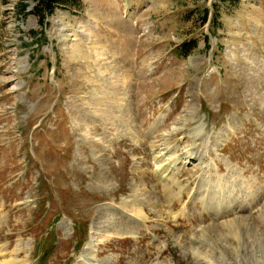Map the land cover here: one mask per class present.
I'll list each match as a JSON object with an SVG mask.
<instances>
[{
  "label": "rangeland",
  "instance_id": "1",
  "mask_svg": "<svg viewBox=\"0 0 264 264\" xmlns=\"http://www.w3.org/2000/svg\"><path fill=\"white\" fill-rule=\"evenodd\" d=\"M36 4L0 0V264L108 219L99 264H264V0Z\"/></svg>",
  "mask_w": 264,
  "mask_h": 264
},
{
  "label": "bare ground",
  "instance_id": "2",
  "mask_svg": "<svg viewBox=\"0 0 264 264\" xmlns=\"http://www.w3.org/2000/svg\"><path fill=\"white\" fill-rule=\"evenodd\" d=\"M168 152V151H167ZM166 153V152H165ZM164 156V155H163ZM161 157H162V155H161ZM191 158H195V156H193V155H191ZM201 158V157H200ZM200 158H197L198 160L200 159ZM159 160H160V162L162 163L161 164V170L163 171V172H168V170H169V165L165 162V161H167L168 162V160H167V158H160L159 157ZM169 163H171V162H169ZM173 166H174V164H173ZM164 177V176H163ZM146 194V193H145ZM260 194V193H259ZM175 197V196H174ZM200 200V199H199ZM202 200V202H203V205L204 206H206V204H207V201H208V198H206V197H204L203 196V198L201 199ZM209 208V207H208ZM159 211V210H158ZM161 211V210H160ZM201 212V211H200ZM261 215H264V209H263V211L261 212ZM264 218V217H263ZM250 221V218H249V216L248 217H246V218H244V217H241L240 219H239V222H242L244 225H245V227L246 228H248V227H250L249 225V222ZM110 220L108 219V220H105V224H104V226L101 228V229H99V228H97L95 231H93V233H92V237H91V241H90V243H88V246H87V248H86V253L83 255V256H81V258H80V262L78 263V264H99L100 262H98L96 259L94 260V259H92V258H94V256H93V254H94V252H93V245L95 244V243H99V242H101V241H103L104 239H106L107 237H108V235L110 234V232L108 233L107 231L109 230V226H110ZM237 222H235L234 220H230V221H228V223H226L223 227L224 228H226V229H228V234H235V235H238L239 234V227L237 228ZM243 224H241V225H243ZM240 225V226H241ZM243 228V227H242ZM215 229V228H214ZM213 229V230H214ZM210 230H211V228L210 227H207V229H206V231H204L202 234H201V236L202 237H208V238H210L208 235H207V233H209L210 232ZM215 231V230H214ZM230 236H232V235H230ZM200 238V237H199ZM208 238H203L202 239V246H204V244L207 242V241H209L208 240ZM201 246V247H202ZM190 248H192V247H190ZM198 248H200L199 246H198ZM203 248V247H202ZM262 248V249H261ZM201 249V248H200ZM259 249H260V251L262 250L263 251V249H264V246L263 245H260L259 246ZM194 250V249H193ZM256 254V253H255ZM89 256V257H88ZM6 263V262H5ZM5 263H3V264H5ZM6 264H8V263H6Z\"/></svg>",
  "mask_w": 264,
  "mask_h": 264
},
{
  "label": "trees",
  "instance_id": "3",
  "mask_svg": "<svg viewBox=\"0 0 264 264\" xmlns=\"http://www.w3.org/2000/svg\"><path fill=\"white\" fill-rule=\"evenodd\" d=\"M74 1H78V0H37V4H36V10L35 13L39 15V22L42 26H45V21L47 19V14L49 13H53L55 8L57 6H61V5H69L74 3ZM42 8L43 12L39 13V10ZM184 49V53H188V46L185 45Z\"/></svg>",
  "mask_w": 264,
  "mask_h": 264
}]
</instances>
